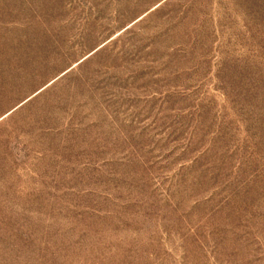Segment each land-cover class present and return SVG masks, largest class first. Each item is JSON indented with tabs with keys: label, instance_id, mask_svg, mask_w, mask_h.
Listing matches in <instances>:
<instances>
[{
	"label": "rangeland",
	"instance_id": "374dc122",
	"mask_svg": "<svg viewBox=\"0 0 264 264\" xmlns=\"http://www.w3.org/2000/svg\"><path fill=\"white\" fill-rule=\"evenodd\" d=\"M0 264H264V0H0Z\"/></svg>",
	"mask_w": 264,
	"mask_h": 264
}]
</instances>
